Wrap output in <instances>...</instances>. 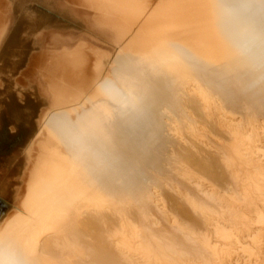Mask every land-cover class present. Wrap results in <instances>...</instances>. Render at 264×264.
<instances>
[{
    "label": "bare ground",
    "instance_id": "bare-ground-1",
    "mask_svg": "<svg viewBox=\"0 0 264 264\" xmlns=\"http://www.w3.org/2000/svg\"><path fill=\"white\" fill-rule=\"evenodd\" d=\"M76 1L79 7L89 10L94 14V16L92 15L93 20L98 26L108 30L110 33L111 40L117 45V52L113 57L115 64L119 66L122 62H127L135 57H144L148 59V65L146 68H142L139 65L134 66L128 72L130 79L127 81L126 91H123L113 79L108 77V71L104 72V64L101 58H97L96 62H93V73L91 76L86 75L82 87L64 88L57 84H54L50 88L48 87L51 97L50 106H52V109L43 113L40 127L35 134V141L31 149L37 153L31 159V166L28 170L27 178L25 177L26 183L23 195L18 206L11 213V216L9 218L6 217L5 222L0 226V264H71V256L77 257L79 262H82L86 250L90 248L89 242H87L84 234L85 218L81 216L82 207L108 202L123 206L124 201H126L125 197L118 192L112 191L107 193V189L104 192L106 184L108 182L113 183L109 181L112 178L106 181V178L96 174L93 166L87 162V157L90 155L91 162H94L97 166L106 163L107 171L112 173L116 162L109 160L112 151H114L111 137L107 135L102 138L101 134H107L111 131L124 136L129 129H131L132 136L141 137L138 143L142 146V153L144 155L152 153L155 146L162 147L163 152L159 155L161 158L162 156L165 158L159 162L168 166L169 172H175L179 176L181 174V177L182 175L186 176L188 181L197 187V192H199L198 200L192 196L190 197L186 194L187 192L181 197H179L180 195L178 196L181 200H187L190 204L191 212L196 216L215 217L218 214L224 215L226 213L228 216L239 217L238 210H233L228 202L238 203V206H241L239 204L245 203L247 205V214L252 213V217H254L252 220L257 225H260V229L255 231L253 236L252 232L248 234L251 242H253L260 231L264 230V210H260L255 205V202L252 200L253 198L246 192V189H239V182L237 184L230 182V184L217 185L203 177H195V174L194 176L188 170L182 169L186 163L184 164L178 160L181 154L176 152L172 147L170 148L167 143L170 142L172 144L176 138H180L181 130L179 129V120H182V118L187 123H185L187 125V133L192 135V137H194L193 135H199L198 131L200 132L201 129L199 127L196 128L198 125L195 126L196 123L194 120H190L191 118L188 119V116L193 117L195 115L189 112L185 106L188 99L192 97L197 102L198 100L203 101L205 109L209 107V104L213 109L214 104L217 103L224 106L225 116L229 117L227 121L229 123L234 122L226 132L229 136L235 137L233 141L231 140L232 142L229 141L231 143L234 142L232 148L237 155L242 156L249 151H254V153L257 152L261 154L259 156L264 158V149L255 144L256 134L251 135V132H242L244 127L246 128L245 130L248 128L245 125L253 122L255 125V122H258L259 118L263 117V121L259 122L260 125L258 126L261 128L259 132L262 133L261 136L264 139V84L261 87H257L260 82L264 83V0ZM3 30V28L0 30V37L2 36ZM89 49L90 46L86 50L90 51L93 48L91 47ZM94 50L96 51V49ZM65 60L71 66L75 67L83 59L82 57H76V55L71 54ZM54 63L56 66H59L58 57H56ZM250 72L255 74V79L247 88L251 92V95L248 96L247 90L239 91L237 81L242 77H246ZM144 75L165 78L164 90L161 88V91H155L154 95L150 97L145 90L140 88L141 79ZM80 94L81 96L83 95L82 99H80ZM101 97L115 106L110 113L101 116L102 111L92 121H87L85 124H78L77 126L74 120L64 122L65 115L60 110L63 102L81 100L82 104L79 108L84 109L90 104L93 105ZM139 104H145V107L139 109ZM138 109L141 116H143V121L139 128L135 130L133 128L135 120L129 124L125 120V112ZM224 111L221 113H224ZM76 113L78 112H73V115ZM139 118L140 116H138ZM224 122L223 124H225ZM191 125L193 129L190 127ZM145 136L146 138H143ZM199 141L202 145L207 146L203 139H199ZM122 142L125 143V138H123ZM67 145L73 149V155L65 152V146ZM227 146L230 145L228 144ZM180 147H182V143ZM159 155H157L158 158L160 157ZM248 156L247 161L249 159ZM138 157L140 156L138 155ZM129 159V163L135 164L136 159L134 157H129ZM222 160L223 158L219 162H222ZM239 160L241 161V158ZM226 163L228 165L227 157ZM232 165L235 164L233 163ZM246 165L248 166V164H245V167H247ZM83 166L84 169L81 177L70 187H67L71 177L79 172ZM158 169L160 170V167ZM257 170L260 175H264V164H261ZM138 171L141 178L146 181L144 183L147 184V181H149L150 183H148L151 185L152 179L147 176V173L142 168L138 169ZM160 173H162L161 170ZM259 174L255 173L254 177L251 175L256 184L254 188L259 191H264V178L258 177ZM127 182L129 181L127 180ZM204 183L207 184L206 187H202ZM208 187L209 189H207ZM150 190L149 192H151ZM106 196L109 198L107 199ZM157 200L159 201L160 199ZM223 200L227 202V208L225 206L224 209L223 206L217 208L211 204L215 203L220 205V202ZM155 201L153 202L154 204L156 203L155 207L157 212H159L160 208H158V205L161 203ZM259 202L263 204L264 209V199L260 197ZM148 204L151 205L152 203ZM170 211L174 214V222L169 225L173 231L174 236L172 237L174 238L167 239L169 237L166 236L167 238L162 239L153 231L145 232L142 226L132 221L130 223L131 232L127 236H131L129 238L133 241L128 240L129 238L124 234V228L123 232H120L122 237L120 238L123 241L122 244H126L127 247L129 246L131 251V249H136L134 246L138 243L137 246L140 245L143 252L153 253L156 259L162 257L161 259L170 262V264L175 261L176 257L181 258L190 251L195 252L199 256L200 264L207 263L210 254L220 253L222 257H225L223 255L230 254V249L232 248H226L228 243L224 241L220 243L218 241H210L204 231H200L201 228L198 229L196 226V229L193 225L194 223H189L191 222L190 220L187 222L181 219L178 211L173 209ZM166 214L167 216L169 215L168 213ZM95 215L97 216L96 213ZM243 215H246V212L245 214H241V216ZM163 217H160V220H163ZM90 219L93 223L99 222L100 224L101 222L98 221V216H92ZM167 222L165 221V224ZM156 223H160L159 219L158 222L156 220ZM100 225L98 227H102ZM106 225L110 224L108 223ZM118 228L120 229V227ZM216 228L219 231V236L223 239L228 240L233 237L231 230L222 227ZM104 231L106 230L104 229ZM107 238L106 236L105 240ZM94 245L96 247V243ZM250 245L247 248L252 250V243ZM53 248L55 249L54 252H52ZM101 250L103 251L102 247ZM138 251H141V249L138 248ZM129 255H125V252H122L119 257L128 261V264H136L134 259ZM220 256L217 257L219 258ZM119 257L117 256L116 259ZM142 258L144 257L142 256ZM96 259H98V256ZM156 259L155 262L158 261ZM181 259H178L179 262Z\"/></svg>",
    "mask_w": 264,
    "mask_h": 264
},
{
    "label": "rangeland",
    "instance_id": "rangeland-1",
    "mask_svg": "<svg viewBox=\"0 0 264 264\" xmlns=\"http://www.w3.org/2000/svg\"><path fill=\"white\" fill-rule=\"evenodd\" d=\"M83 9L84 8L79 7L76 0H0V30L2 28L4 29L1 34L2 36L0 37V226L3 224V222H5V220L7 219L6 217L9 218L11 216V213L16 209V206H18L19 201L23 195L28 170L31 166V159H33L37 153L35 150L31 149L35 141V134L38 132V128L40 127V121H42L43 113L47 112L49 109H52V106H50L51 97L49 94V88L54 84L60 85L64 88L82 87L86 75H92L94 63L96 62L97 58H101L104 64V72L108 71V77L113 79L123 91H126V84L128 79H130V75L128 74V72H130V70L134 66L139 65L142 68H146L148 65V59L144 57H135L127 62H122L119 66L118 64H115L113 57L117 52V45L114 41L111 40V35L108 30L98 26L94 22V14L89 10ZM89 46L90 49L91 47L93 48L91 50L89 49L90 51L86 50L89 48ZM63 49H65L66 51ZM94 49H96V51ZM71 54L76 55V57H82V62L78 63V65L75 67L71 66L68 61L65 60ZM56 57L59 58V66H56L54 63ZM254 79L255 74L253 72H250L246 77H242L241 79H239L237 81L239 91L247 90L248 86L253 82ZM140 84V88L145 90L151 97L152 95H154L155 91H161V88L163 89L165 85V78L144 75V77H142L141 79ZM263 84V82H260L257 87H261L263 86ZM247 95H251V92L249 90H247ZM82 98L83 95L81 96L80 94V99ZM189 99L186 102L185 106L188 108V111L192 112V114L194 113L195 116H188V119L191 118L190 120H194L196 123L195 126L198 125L196 126V128L199 127L201 129L200 132L198 131L199 135H193L194 137H192V135L187 133V125H185V119L182 118V120H179V129L181 130L180 138L182 139L176 138V140L172 144L167 141L169 143H167V145L170 148L172 147L176 152H179L181 154V156H179L180 158L177 157L179 158L178 160L182 161L184 164L186 163L183 168H181L186 171L188 170L193 175L195 174V177H203L209 182L217 185H223L225 183L230 184V182H232L233 184H237V182H239V189H246V192L251 195V198H253L252 200L255 202V205L260 210H264L263 204L259 202L260 197L264 199V191H259L258 189L254 188L256 184L253 179L255 173L259 174V171L257 169L261 164H264V158L259 156L261 154L257 152L254 153V151H249L242 156H239L237 155V153H235L234 149L232 148V144H234V142L231 143L233 139H235V137L229 136L226 132L234 122L229 123L227 121L229 117L225 116L226 113L224 111L225 109L223 108L224 106H222L220 103H217L214 104L213 109V107H210L211 105L209 104V107L205 109L203 101L198 100V102H200L198 103L195 98V100L192 97H190ZM81 104V100L74 102H63L60 110L62 113H64L63 115H65L64 122H70L71 120H74L76 126L78 124L82 125L87 121L90 122L95 119L96 116H99L100 112L103 111V113H101V116H103L110 113L115 108L112 103L105 100L103 97L97 99L93 103V105L90 104L84 109L79 108ZM144 107L145 104H139V109ZM139 109L129 110L128 112H125V120H127L129 124L133 123V121L135 120V124L133 125V128L135 130L139 128L143 121V116H141V114L139 113ZM222 110L224 111V113H221L223 112ZM76 111L78 113L73 115V112ZM138 116H140L139 119ZM216 117L218 121L216 120ZM224 117L226 118L224 119ZM222 121H225V124H223ZM262 121L263 117H260L259 121L255 122V125L254 122L249 125L247 124L245 126H248L249 129L247 128V130H245L246 128L244 127V129L242 128L243 130H241L242 132H251V135L256 134L255 144L264 149V139L261 136L262 133L259 132V129L261 131V128L258 126L260 125L259 122ZM228 125L230 126L228 127ZM190 127L192 128V125ZM107 135L111 137V143L114 150L112 151L109 160L116 162L112 173L107 171L106 163L97 166L94 162H91L90 155L87 157V162L89 163V165L93 166L95 173L103 178H106V181L112 178L109 181L113 183L111 184L110 182H108L106 184L104 192L106 189L107 193H110L112 191L118 192L125 197L126 201H124L123 206L108 202L100 204L98 203L93 206L87 205L89 206L88 208L87 206L82 207L83 209L81 216L85 218L84 234L87 242H89L90 248L86 250L82 262H79V259L77 257L71 256V264H86V262L87 264H128V261L119 257L122 252H125V255L130 254L129 256L134 259V262L136 264H170V262L161 259L162 257L160 259H156V256L153 253L149 254L143 252L142 247L140 245L137 246L138 243H136L134 246L136 247V249H131L130 251L129 246L127 247L126 244H122L123 241L121 240L122 237L120 235V232H123L125 228L124 234L126 236L130 235V223L133 221L136 222L139 226H142L145 232L153 231L162 239L166 236L169 237H166L167 239L174 238L172 237L174 236L173 231L169 226L174 222V214H172L171 211L169 212V210L172 209L178 211L181 219L187 222H189L190 220L191 222L189 223H194L193 225L195 226V228L196 226L198 229L201 228L200 231H204L210 241H218V243L224 241L228 243L226 245V248H232L230 249V256L223 255L225 257H222L220 256V253L212 255L210 254L208 256L209 261L205 264H210L213 261L214 262L212 264H264V230L260 231V235L258 234L256 239L251 242V238L248 237V234L252 232L253 236L255 231L260 229V225L254 223V221L252 220V218H254L252 217V213L247 214V205L245 203L239 204L241 206H238V203L231 201L228 202L229 206H232L231 208L233 210H240L241 213L237 211L239 217L228 216L226 213L224 215L218 214L215 217L196 216L191 212V208L189 206L190 204L187 202V200H181L179 199V197L185 195V193L187 192L186 194H188L190 197L192 196L194 199L198 200L199 192H197V187L194 186L190 181H188L186 176L182 175L181 177V174L179 176V174H176L175 172H169V167L165 166L164 163L161 164L159 162L160 160L162 161L164 160L163 158H165L163 156L161 158V156L159 155L161 152H163V149H161L162 147L155 146L152 153L144 155L142 153V146L138 143L141 137L132 136L131 129H129L127 131V134H125L124 136L111 131L107 134H101L102 138ZM183 135L186 137H184ZM123 138H125V143L122 142ZM143 138H146V136ZM199 139H203L207 146L202 145L200 141L198 142ZM229 140L232 141L230 142ZM181 143L182 147H180ZM228 144L230 146H227ZM173 145H175L176 147ZM65 152L69 155H73L74 153L73 149L68 145L65 146ZM153 152L156 153L153 154ZM138 155L140 157H138ZM157 155H159L160 157L158 158ZM247 156L249 158L248 161ZM129 157H134V159H136L135 164L129 163ZM226 157L228 158V165H226ZM222 158L223 160H225L219 162ZM240 158L241 161L239 160V162L238 159ZM231 161L235 165H232L233 163ZM27 162H29V164H27ZM245 164H248V166L246 165L247 167H245ZM253 164L256 166H254ZM84 166L79 170V172L71 177L67 184V187H70L81 177ZM159 167L162 173H160V170L158 169ZM141 168L147 173V176L152 179L153 183L151 182V185L149 184V181H147V184L144 183L146 181H144V179L139 175L138 169ZM244 172L246 175L244 174ZM258 177L264 178V175L259 174ZM127 180L129 182H127ZM183 180L187 181L184 182ZM179 182L182 183L180 184ZM130 183H133V186ZM206 183L202 184V187H206L208 184ZM240 185L243 186V188H241ZM109 188H112L111 191ZM207 189H209V187ZM149 190L151 192H149ZM106 198L108 199L109 197L106 196ZM156 198L160 200L158 201ZM151 200H156L155 202L161 203L160 205H158L160 211L162 210L161 212H157L155 207L156 203L154 204V202H151ZM148 203H152V206ZM220 203V205L215 203L211 204H213L217 208L221 206H223V209L224 206L227 208V202H224L223 200ZM102 204H104L105 206ZM98 207L101 209L99 210ZM138 212L140 215L138 214ZM245 212L246 215L241 216V214H245ZM95 213L98 216V221H101V225L99 224V222L93 223L90 219L92 216L97 217ZM166 213H168L169 215L167 216ZM161 214L166 218H164ZM160 217H163V220H160ZM113 218L116 220H114ZM167 218H169V223L167 222ZM158 219L160 223L157 224L156 220L158 222ZM165 221L167 222L166 224ZM215 222H217L218 225ZM102 223H105L104 225L106 226V228ZM108 223L110 225H106ZM117 224H119L118 227H120V229L117 227ZM154 224L157 226H155ZM99 225L102 227H98ZM216 227H222L226 228L227 230H231L233 237L228 240L223 239L219 236L220 234H218L219 231ZM104 229L106 231L103 232ZM102 232L105 235H103ZM104 236H107L108 238L105 240ZM129 237L131 238V236H127V238ZM130 238L128 239L129 241L132 240ZM95 243L96 247L94 245ZM251 243L253 249L249 250L247 247L251 246ZM101 247L103 251L101 250ZM99 248L101 251L99 250ZM138 248L141 249V251H138ZM105 249L108 250L106 251ZM54 251L55 249L53 248L52 252ZM106 253H108L109 255ZM215 255L220 256L223 261L221 262V258H218ZM97 256L98 259H96ZM117 256L119 257L118 259H116ZM142 256L144 258H142ZM89 257L91 260L88 259ZM177 258L184 259H181L182 261L180 260L179 262ZM181 258L176 257L175 261L172 264H200L199 256H197V254L193 251L188 252ZM155 259L158 261L155 262ZM210 259L212 262L210 261Z\"/></svg>",
    "mask_w": 264,
    "mask_h": 264
}]
</instances>
